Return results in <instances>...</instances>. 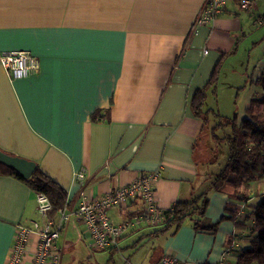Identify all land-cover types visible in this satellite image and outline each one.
<instances>
[{
    "label": "crops",
    "instance_id": "crops-1",
    "mask_svg": "<svg viewBox=\"0 0 264 264\" xmlns=\"http://www.w3.org/2000/svg\"><path fill=\"white\" fill-rule=\"evenodd\" d=\"M204 1L0 0V59L25 49L39 61L38 72L12 78L0 60V150L33 161L60 184L67 209L128 182L138 171H159L155 198L163 210L202 191L203 155L196 154L195 143L203 119L192 113V95L221 60L217 84L207 89L203 103V109L217 111L206 105L216 97L219 103L218 83L227 69L234 84L255 79L264 68V43L255 63L241 54L251 37L247 30H255L251 15L259 13L257 21L264 23V0L246 9L237 0H225L220 13L196 25ZM246 90L238 117L262 92L254 84ZM215 154L211 150L208 160ZM81 169L84 176L74 177ZM253 183L248 205L258 202L255 192L263 185ZM231 191L229 186L210 191L207 220H219ZM233 203L245 215V204ZM141 207L142 201L134 199L126 207H109L107 215L120 223ZM40 218L35 190L0 173V264L10 251L15 225L29 226ZM158 227H131L114 246L94 253L83 225L71 216L57 239L61 264L69 247L100 262L108 252L106 264L115 262V254H121L116 264H154L166 252L179 264L233 262L232 250L249 241L247 231L229 219L220 221L214 233L196 231L189 222L173 235L155 233ZM35 241L31 234L28 248Z\"/></svg>",
    "mask_w": 264,
    "mask_h": 264
},
{
    "label": "trees",
    "instance_id": "trees-1",
    "mask_svg": "<svg viewBox=\"0 0 264 264\" xmlns=\"http://www.w3.org/2000/svg\"><path fill=\"white\" fill-rule=\"evenodd\" d=\"M214 67L206 85L198 88L192 95L190 108L192 113L203 119V127L197 137L196 154L208 147L209 139L217 141V152L213 160H200V173L206 183L205 188L188 200H178L171 208L164 209L163 222L155 230L173 235L185 222L199 232L214 233L220 221L232 220L235 227L247 231L248 244L232 250L235 255L233 262L213 264H264V68L255 78H248V84L261 87L259 95H253L245 104L244 114L238 117L221 116L217 111L203 109L208 88L214 87L218 79V67ZM101 109L95 110L91 118ZM212 115L213 121L209 118ZM211 150L213 148L211 147ZM0 173L11 174L23 180L32 189L44 192L51 203L50 215L66 205V190L55 180L35 166L31 175L23 178L14 169L0 161ZM261 180V190L255 192L259 200L254 205L246 204L249 199V189L252 182ZM225 186L232 188L228 192V202L219 220L210 222L206 218L209 193L212 190H223ZM242 187L243 190H239ZM233 200L245 204V215H239V206ZM230 240V239H229ZM161 257V256H160ZM199 264H212L204 261Z\"/></svg>",
    "mask_w": 264,
    "mask_h": 264
},
{
    "label": "built area",
    "instance_id": "built-area-1",
    "mask_svg": "<svg viewBox=\"0 0 264 264\" xmlns=\"http://www.w3.org/2000/svg\"><path fill=\"white\" fill-rule=\"evenodd\" d=\"M225 0H205L195 24H205L222 11ZM242 8H250L254 0H237ZM10 77L24 78L39 70L38 58L28 50L10 51L1 57ZM84 176V170L74 173V177ZM159 171H138L128 182L114 186L101 196L82 201L75 209L65 206L57 210L56 217H50L51 203L48 196L35 190L37 213L40 219L31 224H16L13 242L4 264H61V250L57 239L64 231L71 216L83 225L87 243L93 249H108L114 246L131 227L161 224L165 218L163 209L156 203L155 183ZM134 199L142 201L141 209L131 218L113 223L107 209L111 206L126 207ZM36 236L33 248H28L29 236ZM154 264H179L175 256L164 253Z\"/></svg>",
    "mask_w": 264,
    "mask_h": 264
},
{
    "label": "rangeland",
    "instance_id": "rangeland-1",
    "mask_svg": "<svg viewBox=\"0 0 264 264\" xmlns=\"http://www.w3.org/2000/svg\"><path fill=\"white\" fill-rule=\"evenodd\" d=\"M254 1L256 2V0ZM258 15L259 13H253V15H251L252 24H254L253 28L255 30H252V29L247 30V33L249 32L251 33V37L245 40V42L241 45L242 58L246 60L248 56V60L250 63L252 60L255 63L257 59L263 56V53H262L263 51L260 49V47L264 43V23L263 24L258 23L257 21ZM262 18L264 19V14H262ZM251 41L253 42V45ZM243 66L244 65H241V67ZM224 75H226L227 77H224ZM234 80L235 79H231V80L228 79V69H227L226 73H223L221 75V78L218 83L219 103H217L216 101L217 97H216V98H213V100H211V103H209V105H206V106H212L213 109H216L219 114H222L224 116H232L234 112H240L243 108V105H242L243 95L247 91L246 89L249 87V84H248V81H244V79L243 80L237 79L233 84ZM216 84H217V81H216ZM230 85H233L234 87ZM209 118L212 121L213 117L211 114L209 115ZM216 142L217 141H214L210 137L208 147L206 149L205 147H203L202 151L200 152V156L203 155L201 156V160L205 159L207 155L208 157L210 156L211 147L213 148V151L217 152ZM255 182L258 183L257 185H259L260 184L259 182L261 181L257 180V181H254V183ZM239 190L242 191L243 188L239 187ZM89 249L91 252H94V253L98 251L97 249H91V248ZM103 255H105L103 262L89 260L88 257L77 256V253H75L73 249L69 247V248H66L64 251L63 264H106V260H107L106 258L108 257V252L103 253ZM119 256H121V254L120 255L115 254L113 256V259L115 262L107 261L108 262L107 264H113V263L116 264L119 261ZM123 256H125L124 252L122 253V257Z\"/></svg>",
    "mask_w": 264,
    "mask_h": 264
},
{
    "label": "water",
    "instance_id": "water-1",
    "mask_svg": "<svg viewBox=\"0 0 264 264\" xmlns=\"http://www.w3.org/2000/svg\"><path fill=\"white\" fill-rule=\"evenodd\" d=\"M0 161L8 167L14 169L23 178H27L31 175L35 163L22 157L10 155L0 150Z\"/></svg>",
    "mask_w": 264,
    "mask_h": 264
}]
</instances>
